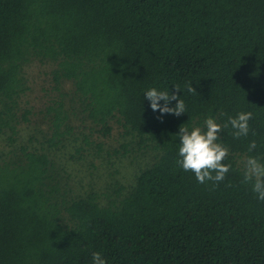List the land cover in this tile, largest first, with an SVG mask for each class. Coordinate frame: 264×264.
Returning <instances> with one entry per match:
<instances>
[{
    "label": "trees",
    "instance_id": "1",
    "mask_svg": "<svg viewBox=\"0 0 264 264\" xmlns=\"http://www.w3.org/2000/svg\"><path fill=\"white\" fill-rule=\"evenodd\" d=\"M33 61L60 96L43 147L0 159V264H264V173L238 162L264 167V0H0L10 145ZM77 111L159 152L106 204L49 155Z\"/></svg>",
    "mask_w": 264,
    "mask_h": 264
},
{
    "label": "rangeland",
    "instance_id": "2",
    "mask_svg": "<svg viewBox=\"0 0 264 264\" xmlns=\"http://www.w3.org/2000/svg\"><path fill=\"white\" fill-rule=\"evenodd\" d=\"M53 67L50 62L39 61L26 66L24 74L30 89L21 98V106L30 110L29 120L19 126L15 144H9L7 135L0 136V159L15 155L23 145L43 147L49 132L47 107L60 96L51 82ZM71 124L74 136L66 140L65 145L48 150L51 158L63 169V183L75 196L96 191L101 203L106 204V195L114 193L112 189L123 186L124 192L129 190L135 185L139 171L151 164L159 153L154 147L140 149L135 136L127 134L115 121L111 131L103 134L90 119L77 111ZM203 139L208 145L207 135ZM238 162L255 175L264 173V167L252 159L240 157Z\"/></svg>",
    "mask_w": 264,
    "mask_h": 264
}]
</instances>
